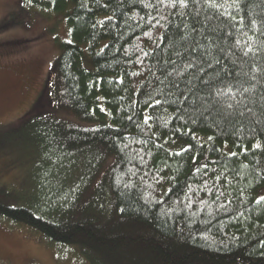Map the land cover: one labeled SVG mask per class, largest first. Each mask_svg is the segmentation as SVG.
I'll return each instance as SVG.
<instances>
[{"label": "trees", "instance_id": "trees-1", "mask_svg": "<svg viewBox=\"0 0 264 264\" xmlns=\"http://www.w3.org/2000/svg\"><path fill=\"white\" fill-rule=\"evenodd\" d=\"M69 1V37L60 42L39 99L19 119L34 115L38 122L33 134L43 147L41 190L35 204L16 205L11 200L17 192L0 186V224L29 228L58 261L69 264H264V202L256 203L264 187V179H258L264 178V151L252 149L258 141L264 144V137L247 121L229 124L200 117L191 107L193 97L179 103L185 85L172 87L166 76L173 69L165 62L171 56L179 63L175 53H182L195 36L212 52L205 57L211 67L205 64L198 75L217 87L231 79L226 72L241 73L237 78L251 88L259 113L264 103V0H247L238 13L247 16L246 22H257L244 30L255 51L243 56L237 50L240 59L217 51L237 38L242 45L246 40L229 37L236 30L227 25L206 33L207 39L192 33L185 41L183 23L191 18L161 7L168 19L151 27L149 15L160 13L145 5L156 0L23 3L51 15ZM204 15L202 10L200 18ZM145 116L152 119L145 123ZM188 145L187 152L176 155ZM242 148L250 151L242 153ZM203 164L207 169L195 172ZM215 176H221L217 188L227 198L212 203L213 193L198 191L193 199L206 198L208 204L185 207L186 184L197 188L208 180L211 187Z\"/></svg>", "mask_w": 264, "mask_h": 264}, {"label": "rangeland", "instance_id": "rangeland-1", "mask_svg": "<svg viewBox=\"0 0 264 264\" xmlns=\"http://www.w3.org/2000/svg\"><path fill=\"white\" fill-rule=\"evenodd\" d=\"M71 6L69 1L64 10L46 15L25 8L23 0H0V186L17 192L12 204H35L41 190L43 147L33 134L38 122L34 115L19 119L39 99L60 42L69 37ZM64 115L76 121L72 114ZM58 260L29 228L0 224V264H69Z\"/></svg>", "mask_w": 264, "mask_h": 264}, {"label": "snow or ice", "instance_id": "snow-or-ice-1", "mask_svg": "<svg viewBox=\"0 0 264 264\" xmlns=\"http://www.w3.org/2000/svg\"><path fill=\"white\" fill-rule=\"evenodd\" d=\"M32 0H28V3L31 4ZM247 0H156L155 4H148L145 7H152L158 13H160L161 7L168 9L169 14H175L180 17H190V22H184L183 28L185 32L181 37L185 41L189 40V37L192 33H195L196 36H204L207 39L206 33H214L217 26L227 25L228 27L235 29L236 31L228 34L229 37L237 36L246 38L245 42L242 45L241 39L237 38L234 45H229L226 49L224 47H218L217 51L220 54H227L232 57L240 59L241 57L237 54L242 53L243 56H248L250 52L255 50L252 47L251 41L252 37L247 36L245 29L251 30L252 27L256 25V20L247 21V16H238L240 9L243 6H246ZM236 9V12L229 11V9ZM204 11L205 15L201 19V11ZM208 13H211L209 15ZM106 19H111L107 17ZM149 19L154 21L151 24V27L163 26L161 25V20L167 21L168 16L166 14L160 13L158 16L149 15ZM213 21H218L219 25L213 24ZM103 23L102 21L100 22ZM199 25V27H197ZM210 26V27H206ZM144 36L150 37L151 32H144ZM261 35L264 36V24H262ZM228 37H225L227 39ZM71 43V41H69ZM261 44L264 45V41H261ZM199 49H205V51L200 52ZM147 55V53H145ZM177 60H173L171 56L165 61L167 64L172 66V72L167 73L166 79L170 78L173 88L179 90L180 83L185 85L183 90H180L179 103L183 104L188 102L189 97L194 99L191 101V107L195 113H198L200 117L213 116L217 121H224L229 124L235 120L238 124H242L244 121H247L253 126V129L259 128L260 132L258 133L264 137V103L261 104L259 113L255 110V104L251 98V88L244 87L243 83L237 78L241 73H236L235 76L231 72H226L225 77H231L230 80L220 81V85L213 87L214 81L205 80L204 77L199 76L198 73L204 71V65L208 64L211 67V64L208 63V60L205 59L207 56H212V52L206 48L204 44H201L195 36L191 37V42L187 43V47L184 48L183 52H176ZM214 62L217 65H221V60L213 58ZM235 63V61H233ZM222 68V65H221ZM136 75V73H133ZM204 75L207 76L208 73L204 72ZM220 73L216 72V76H219ZM247 75V73H244ZM253 80L256 79L255 76L251 77ZM199 81L202 83V87H198L195 83ZM163 83V82H162ZM235 84V86H233ZM204 92V95H200L201 92ZM261 101L264 102V95L261 96ZM156 104L161 103V101L156 100ZM151 106V105H150ZM131 119V117H129ZM151 116H145L144 122L148 123L151 120ZM193 123H196V120L193 119ZM193 139H196L193 134ZM214 137L209 136L208 140H213ZM226 147V141L225 145ZM192 145H188V148H182L180 152H177L176 155H180L182 152H187ZM203 148V144L200 145ZM252 149H259L264 151V144L261 142H256L252 145ZM218 150V149H217ZM250 150L247 148H242V153H247ZM225 153H222L224 155ZM226 155L237 156L241 153L237 152H227ZM207 159V157H205ZM193 161L196 157L193 156ZM208 165L203 164L195 168V172L200 173L204 169H207ZM207 175V173H204ZM223 175V174H221ZM159 179H163L160 177ZM214 179L217 183L213 184L211 187L208 186L209 181L205 180L203 184L197 188H193L192 185L186 184V190H184L182 200H187L185 207H191L193 203L208 204L206 198H200L199 201L194 200L193 197L198 191L211 192L215 196V199L212 203H215L220 197H226V191H219L217 184L221 179V176L210 177ZM225 182L228 183V177H224ZM264 179V178H258ZM159 182V181H157ZM224 187V185H220ZM79 186L72 189V192H76ZM171 191V189H169ZM66 198V197H65ZM229 203L231 201H228ZM264 202V195L256 198V203ZM223 207V205H220ZM183 211V209H180Z\"/></svg>", "mask_w": 264, "mask_h": 264}]
</instances>
